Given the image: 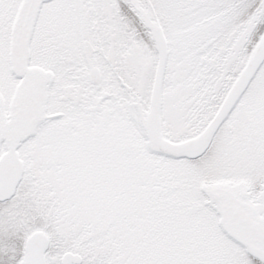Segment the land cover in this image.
<instances>
[{"label":"snow or ice","instance_id":"obj_1","mask_svg":"<svg viewBox=\"0 0 264 264\" xmlns=\"http://www.w3.org/2000/svg\"><path fill=\"white\" fill-rule=\"evenodd\" d=\"M0 264H264V0H0Z\"/></svg>","mask_w":264,"mask_h":264}]
</instances>
